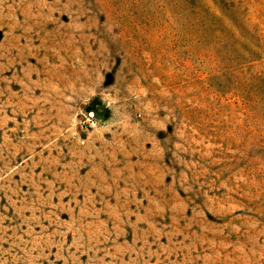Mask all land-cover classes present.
Returning <instances> with one entry per match:
<instances>
[{
    "label": "rangeland",
    "instance_id": "1",
    "mask_svg": "<svg viewBox=\"0 0 264 264\" xmlns=\"http://www.w3.org/2000/svg\"><path fill=\"white\" fill-rule=\"evenodd\" d=\"M0 264H264V0H0Z\"/></svg>",
    "mask_w": 264,
    "mask_h": 264
}]
</instances>
